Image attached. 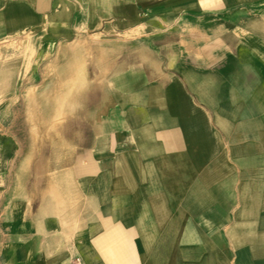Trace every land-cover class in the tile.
<instances>
[{"label":"crops","instance_id":"0c3cea01","mask_svg":"<svg viewBox=\"0 0 264 264\" xmlns=\"http://www.w3.org/2000/svg\"><path fill=\"white\" fill-rule=\"evenodd\" d=\"M107 26L166 51L113 71ZM26 41L56 108L0 136V264H264V0H0Z\"/></svg>","mask_w":264,"mask_h":264},{"label":"rangeland","instance_id":"374dc122","mask_svg":"<svg viewBox=\"0 0 264 264\" xmlns=\"http://www.w3.org/2000/svg\"><path fill=\"white\" fill-rule=\"evenodd\" d=\"M104 37L102 40V35ZM93 49H106L110 57L104 58L107 66L113 71L118 64L117 54L125 52L130 57L122 60L133 64L144 62V58H134L133 51L138 49L149 50L152 46L166 51L165 36H158L150 41L139 44L120 42L118 31L110 26L93 30ZM38 42H14L6 47L0 46V136H8L13 146H32L37 140L36 133L38 118L49 117L55 112L53 87V66L59 65V59L46 57L39 63ZM141 60V61H140ZM50 70H47V69ZM68 124V123H67Z\"/></svg>","mask_w":264,"mask_h":264}]
</instances>
